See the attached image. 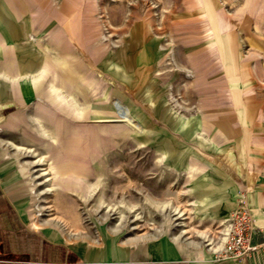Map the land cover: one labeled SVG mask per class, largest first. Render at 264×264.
<instances>
[{"label":"rangeland","instance_id":"374dc122","mask_svg":"<svg viewBox=\"0 0 264 264\" xmlns=\"http://www.w3.org/2000/svg\"><path fill=\"white\" fill-rule=\"evenodd\" d=\"M193 1L192 26L196 31L192 33V45L200 46L209 62L202 83L197 77L202 70L200 58L205 54H195L192 65L184 64L179 54L186 49L178 39L180 35L173 34L170 26V18L181 20L186 0H176L175 10L169 0H22L33 15L42 16L51 10L59 14L58 18H37L41 21H37L36 31L33 27L30 40L38 50V46L43 48L50 43L52 33L59 30L67 41L66 25L77 16L82 17L80 26L100 34L102 57L89 69L101 83L76 82L83 78L79 65L54 66L60 75L70 70L63 85L87 84L85 91L73 88L67 99L62 95L59 97L62 103L58 101L53 105L60 116L71 124L75 122L73 129V125L64 122L70 127L68 133L59 131L54 124L56 142L51 138L42 142L41 135L32 131L19 133L3 128L4 120L15 107L9 102L0 107V179L6 197L12 200L29 227L46 232L85 259L114 264L131 254L134 245L137 250H141V246L149 250L158 243L164 244L166 251L173 250L182 261L220 262L218 255L209 259L206 252L224 247L225 234L238 209L232 180L236 151L222 143L223 132L217 129L219 120L232 116L227 106H233L232 97L220 96L223 91L230 93L226 67L222 65L225 53L222 39L229 29L235 28L240 58L248 61L257 72L255 91L261 95L256 99L260 106L256 122L263 124V130L256 132L264 134V93L259 92V88L264 87V25L259 30L254 20L232 19L235 6L241 7L242 0ZM208 11L215 17L225 15L221 17L225 31L218 34L219 43L210 28ZM12 21L20 22L15 17ZM142 31L147 32L144 36H148L149 41L161 46L165 60L155 71L160 79L164 78V81L159 79L163 82L161 90L141 104L140 93L130 90L136 78L125 62L139 56ZM69 50L83 57V51L76 44H69ZM173 50L178 56L173 55ZM176 62L181 64L180 71ZM136 71L140 77V70ZM57 72L53 73L52 85L61 78ZM75 74L80 75L77 78ZM99 89L100 99L96 94ZM204 93L213 102L208 110L202 106ZM44 101L49 99L37 97L30 104ZM66 101L82 113L73 117ZM116 103L127 111V117L119 115ZM159 103L168 109L178 128L171 124L166 127L172 119L145 114L146 109L155 111ZM244 104L242 101L241 105ZM44 111L49 112L48 109ZM204 123L211 128L209 136L203 130ZM79 127H83L82 130ZM108 127L121 131L120 140L111 144L107 151H92L88 143L95 139L96 133ZM78 140L87 143L88 161L84 168L73 161L75 155L70 151ZM203 140L208 141L205 147L201 144ZM189 153L193 157L192 176L188 175L187 161H180V158L187 159ZM173 157L179 159L170 161ZM80 171L88 174L83 176ZM204 173L206 178L202 176ZM204 181L206 186L202 185ZM155 202L161 204L160 207L151 204ZM131 240L137 242L125 244ZM192 243L202 249L187 246Z\"/></svg>","mask_w":264,"mask_h":264},{"label":"crops","instance_id":"0c3cea01","mask_svg":"<svg viewBox=\"0 0 264 264\" xmlns=\"http://www.w3.org/2000/svg\"><path fill=\"white\" fill-rule=\"evenodd\" d=\"M169 1L174 4L173 8L175 10L178 2L176 0ZM242 1L243 5L241 7L235 6L234 13L231 15L232 19L254 20L257 24L256 28L260 30L261 26L264 25V0ZM194 3L193 0H186L185 12L180 14L181 20L170 18V26H172L173 34L180 35L178 39L181 40V43L184 44L183 47L186 49L183 54H179V57L183 58L184 64L192 65L195 54H205L204 58H200L202 60V70L197 77V80L202 83L205 80L204 75L208 71L209 62L206 59V52L201 50L200 46L194 47L192 45V33H195L192 24L195 15L191 14V10L195 5ZM32 13L33 11L22 0H0V107L4 102L13 103L15 107L14 111L4 120L2 127L19 133L32 131L33 134L39 133L41 135L42 142H46L47 138L54 139V142H56L54 127L56 125L59 129L61 123L67 120L62 115L60 116V111H54L53 105L58 101L62 103V99L59 98L62 95L67 99L66 96L70 91H74L73 88L85 91V85L87 84L82 83L76 87H73L72 83H64L63 85L65 78L61 75L60 80H56L55 84L52 85L53 73L57 70V73H59V69L54 66H61L63 63L67 65L71 63L74 66L79 65L82 68L80 73L83 78L82 80H76V82L93 80L101 83L99 79L95 78L94 73H90L89 69L90 65L96 66L102 57L100 34H96V30H89L85 29L83 25L80 26L79 19L82 17L77 16L70 25H66L67 38H69L67 41L62 38L60 35L62 32L59 30L52 33L48 40L50 43H47L43 48L38 46V50L35 48L34 41L30 40L33 27L36 31L39 24L37 21H41L39 19L58 18L59 14L58 11L54 10L42 16L40 14L33 15ZM208 16L210 17V28L215 34L216 42L219 43L218 34L225 31V25L221 17L223 18L225 15L220 14L217 16L220 18L219 20L210 12ZM13 17L20 20V22L14 23L12 21ZM236 33V29L231 28L228 30L227 36L222 39L223 49H225V53L222 54V65L226 67L225 72L230 86V93L223 91L224 93H221L220 96L232 97L233 106L231 105L232 108L227 106L231 110L232 116H226L223 120H219L217 129L223 132L222 143L234 147L236 151V163L233 165L232 174V180L235 183V206L239 205L238 203L242 197L246 199L258 227L255 231L254 243L264 245V134L256 132V130H263V124L256 122V115L260 110L256 99L261 93L255 91V86H258V81H256L257 72L252 69L248 61H243L240 58L239 45L234 35ZM145 34L147 32L142 31L139 56L134 60L130 58L125 62L128 71L136 78L134 84L130 85V90L136 92V94L140 93L141 104L146 98L156 96L161 90L163 82H159L160 78L155 71L157 66H163L165 60L160 51L161 46H158L156 42L149 41L148 36H144ZM73 43L83 51V57L69 53V44ZM64 49H66L65 52ZM172 53L178 56V53L176 54L174 50ZM176 65L179 67L178 71H180L181 64L176 62ZM134 67L140 70V77H138V70L135 69V72H133ZM79 75L75 74L74 76L78 78ZM160 80L164 81V78L162 77ZM87 90H89V87ZM260 91L264 93V87L259 88ZM96 94L100 99V89ZM37 97H44L49 101L31 105L30 103ZM201 101L204 109L208 110L213 105V102L205 93L202 94ZM242 101L246 104L241 105ZM69 107L72 109L73 117L78 112L82 113L81 110H76L73 106ZM45 109H48L49 112L44 111ZM155 111L151 108L146 109L145 114L167 118L169 121L172 119L168 109L162 107L160 103ZM42 114L44 117H39ZM172 123L170 122L166 127L170 124L177 127L174 125V120ZM72 125L73 129L75 122ZM79 128H77V131L83 127ZM209 128V124L204 123L203 130L208 136L212 134L211 128ZM72 129L71 131H73ZM201 144L205 147L208 141L203 140ZM57 152L55 151V153ZM190 154L187 159L180 158V161H187L188 175L192 176L194 172L191 164L193 157ZM56 157L59 159L58 155ZM174 159L178 160L179 158L173 157L170 161H175ZM206 175V173L202 174L205 178ZM202 185L206 186L207 184L204 181ZM13 204L12 200H8L6 197V189L0 179V263L113 264L85 259L78 251L66 244H59L46 232L29 227ZM189 245L195 246L194 244H187V246ZM136 246L132 247L134 249H131V254L114 264H264V251H258L244 261L228 260L217 263H200L178 259L173 250L166 251L164 244H153L149 250H145L143 246H141V250H137ZM195 247L202 249L201 246ZM222 248L220 246L205 252L210 257L209 259H213L222 251Z\"/></svg>","mask_w":264,"mask_h":264},{"label":"built area","instance_id":"2783aa9c","mask_svg":"<svg viewBox=\"0 0 264 264\" xmlns=\"http://www.w3.org/2000/svg\"><path fill=\"white\" fill-rule=\"evenodd\" d=\"M255 218L242 197L227 231L223 250L218 254L219 261H244L258 251H264L263 244L254 243L257 230Z\"/></svg>","mask_w":264,"mask_h":264},{"label":"bare ground","instance_id":"6f19581e","mask_svg":"<svg viewBox=\"0 0 264 264\" xmlns=\"http://www.w3.org/2000/svg\"><path fill=\"white\" fill-rule=\"evenodd\" d=\"M69 73H70V70L68 69V72H67V70H66V72L64 71V73H62V76L63 77H65V76H68L69 75ZM61 73H58V77H60L61 75H60ZM29 75V74H28ZM25 76V75H24ZM39 83V82H38ZM40 88V87H39ZM39 90V89H38ZM108 97H109V94L107 95V99H108ZM110 100V99H109ZM113 106V105H112ZM117 108H118V110H119V115H121V116H124V117H127L128 115H127V111L126 110H124L123 109V107H122V105L121 104H119V103H116V105H115ZM118 110H117V112H118ZM95 112H97V108H96V110H95ZM120 116V117H121ZM69 130H70V127H69V125H67V124H65L64 122L63 123H61V125H60V127H59V131H61V132H65V133H68L69 132ZM121 132V131H120ZM120 132L117 130V131H112V130H109V127H108V129L107 130H105V128L102 130V132H99V133H96V136H95V139H93V141H91L90 140V143H88V145H90L91 147H92V151H97V152H103V151H107L108 149H109V147H110V145L111 144H114V142H117V141H119L120 140V135L118 136V134H120ZM111 135H113L112 137H114L115 139L114 140H112V137H111ZM86 144L87 143H85L84 141H79L78 140V142L75 144L76 146H74V147H72L71 148V152H72V154H74L75 155V157L73 158L74 160L73 161H75L76 163H79L81 166L80 167H83L84 168V166L83 165H85L86 164V162L88 161V157H86ZM135 155V154H134ZM144 156V155H143ZM142 156V157H143ZM132 159H133V157H132ZM135 159V158H134ZM133 159V160H134ZM139 160V159H138ZM131 161V160H130ZM129 162V161H128ZM127 163V162H126ZM133 163V162H132ZM139 163V162H138ZM126 165V164H125ZM142 166V165H141ZM83 168H81V169H83ZM129 169H131V168H129ZM145 169H147V168H145ZM119 172V171H118ZM131 172V171H130ZM80 173H82V175L83 176H86L88 173H84V172H82V171H80ZM121 174V173H120ZM127 175V174H126ZM123 177V176H122ZM115 179V178H114ZM117 179V178H116ZM118 180V179H117ZM128 182H129V180H128ZM96 183V182H95ZM99 184V183H98ZM97 184V185H98ZM106 186V185H105ZM86 187V186H85ZM148 202H150L149 200H148ZM152 205H155L157 208H158V206L160 207V205L158 204V203H151ZM133 207H131V209H132ZM43 226H45V225H43ZM64 230V229H63ZM227 235V233L225 234V236ZM176 240V239H175ZM175 240H173V241H175ZM135 241L136 240H134V241H128V242H125V244H127V245H129V244H132V243H135ZM178 241V240H177ZM224 242L226 241V237L224 238V240H223ZM137 242V241H136ZM193 244V243H192ZM195 247V246H194ZM197 247H198V245H197ZM215 248V247H214ZM213 249V248H212ZM211 249V250H212ZM219 249V248H218ZM217 250V249H216ZM222 250H223V248H222ZM210 258V257H209Z\"/></svg>","mask_w":264,"mask_h":264}]
</instances>
